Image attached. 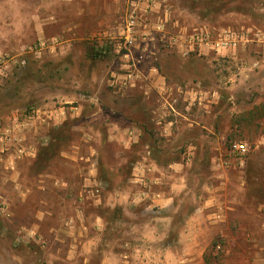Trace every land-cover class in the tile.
<instances>
[{
  "label": "rangeland",
  "instance_id": "1",
  "mask_svg": "<svg viewBox=\"0 0 264 264\" xmlns=\"http://www.w3.org/2000/svg\"><path fill=\"white\" fill-rule=\"evenodd\" d=\"M61 2L0 0V26L10 22L0 34V56L10 55L0 75V122L15 112L33 115L26 124L39 115L52 121L51 107H74L56 144L76 141V157L93 152L86 163L56 161V168L99 174L114 186L136 164L182 162L172 220H188L189 234L203 238L205 264H264V0H151L152 9L145 2L123 60L107 32L129 17L130 0L120 1L108 26L98 13L73 18ZM198 26L230 28L250 41L234 53L181 52L173 38ZM38 38H54L56 47L38 57L22 50ZM136 125L139 141L128 147L127 135L139 131L127 128ZM234 142L246 143L242 158L230 154ZM6 250L23 253L0 241V255Z\"/></svg>",
  "mask_w": 264,
  "mask_h": 264
},
{
  "label": "crops",
  "instance_id": "2",
  "mask_svg": "<svg viewBox=\"0 0 264 264\" xmlns=\"http://www.w3.org/2000/svg\"><path fill=\"white\" fill-rule=\"evenodd\" d=\"M120 1L68 0V5L73 18L98 13L100 25L108 26L121 9ZM93 3H99L100 12ZM9 25L0 26V34ZM73 109L51 107L48 116L56 114L52 121L39 115V121L18 129L31 152L16 157L11 151L0 153V210L4 211L0 241L23 251H4L2 264H205L203 238L189 234L188 220L178 224L172 220L173 196L182 187V162L174 169L171 163L136 164L125 184L115 186L99 174L59 172L56 161L86 163L93 152L89 145L87 156L76 157V141L68 140L63 147L56 144L57 131L72 120ZM139 129L138 125L127 128L130 134L133 131L132 137L127 135L128 147L138 143ZM87 140L84 136L83 142ZM184 161L187 165L189 159Z\"/></svg>",
  "mask_w": 264,
  "mask_h": 264
},
{
  "label": "built area",
  "instance_id": "3",
  "mask_svg": "<svg viewBox=\"0 0 264 264\" xmlns=\"http://www.w3.org/2000/svg\"><path fill=\"white\" fill-rule=\"evenodd\" d=\"M149 1L151 0H130L131 14L129 17L118 25L116 30L113 31L114 34L112 30L107 32V36L115 40L112 42V51L119 60L128 58L131 54V50L135 45V35L138 33L137 31L139 28L138 18L142 15V11L144 13V11L147 10L146 8L152 9V5ZM145 2L147 4L146 8L142 9L140 5L143 3L145 4ZM187 32L180 31V33H178L179 36L173 38V43L183 53H188L190 51L201 52L203 49L215 52L222 50L234 53L243 40V43L250 41L247 34H242L241 32L237 33L230 28L214 31L206 26H198L192 28L191 32ZM56 43L57 41L54 38L50 40L38 38L34 43L23 46L22 50L38 57L45 50L48 52L53 50L56 47ZM9 57V54H2L0 56V75L5 74L7 64L10 61ZM31 116L33 115H23L15 112L0 122V153L11 151L16 157L31 152V148L28 149L25 147L24 139L20 136V131L18 130L26 125L32 118ZM247 151L248 148L244 142H234L230 148V154L238 156L239 158H242Z\"/></svg>",
  "mask_w": 264,
  "mask_h": 264
}]
</instances>
